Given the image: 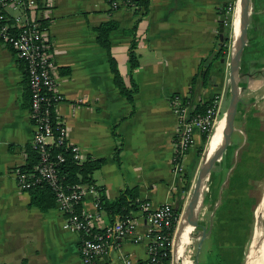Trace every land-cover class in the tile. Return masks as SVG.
Segmentation results:
<instances>
[{"label":"crops","instance_id":"obj_1","mask_svg":"<svg viewBox=\"0 0 264 264\" xmlns=\"http://www.w3.org/2000/svg\"><path fill=\"white\" fill-rule=\"evenodd\" d=\"M249 1L256 17L250 28L247 24L240 59L243 53L246 58L247 44L264 47V0ZM228 2L135 0L132 8L112 9L106 0H37L61 97L54 117L65 130V141L77 148L82 161L86 157L104 160L91 178L106 199L133 188L139 201L149 202L153 208L165 205L179 213L182 209L183 216L193 192L184 184L200 164V157L196 161L200 134L193 132V145L175 168L172 157L178 124L168 98L173 94L188 96L193 108L218 93L220 60L211 65L206 82L202 83L201 77L192 81L199 61L219 45L220 10ZM108 21L117 28L107 35L106 51L96 42L95 29ZM131 43L138 63L132 71L127 62ZM109 57L123 86L134 89L131 103L113 82ZM234 129L231 137L239 133ZM32 133L19 62L0 43V264H81V236L62 229L63 215L56 207L40 212L29 206L28 194L16 183L15 170L26 163ZM231 137L227 147L232 148L236 143L232 144ZM244 142L239 146L237 142L233 162ZM92 201L93 194L88 191L81 206L91 210ZM132 217L139 238H114L98 264H123L122 257L130 264L147 259V224L137 212ZM109 223L100 212L93 228L102 231ZM190 239L186 244H191ZM171 241L168 264H174ZM231 241L204 238L193 264H235L236 256L223 252ZM185 246L177 264H190ZM173 247L174 242L172 253Z\"/></svg>","mask_w":264,"mask_h":264},{"label":"built area","instance_id":"obj_2","mask_svg":"<svg viewBox=\"0 0 264 264\" xmlns=\"http://www.w3.org/2000/svg\"><path fill=\"white\" fill-rule=\"evenodd\" d=\"M106 1L112 9L132 8L135 5V0ZM234 5L235 2L226 4L225 16L233 12ZM0 43L8 45L15 58L22 62L30 92V104L27 108L33 128L30 147L36 153L37 162L28 177L15 171L16 183L20 190H26L34 183H45L54 193L56 208L63 215L62 229L81 236L79 244L81 264H98L99 257L110 248L114 238H126L131 235L134 238L139 237L136 235L132 215L116 220L102 231L94 230L93 224L100 217L96 190L82 184L74 191H66L57 178V167L64 162V157L60 154L51 156L50 149L60 145L62 140L65 141V130L56 119H53V110L61 97L57 92L53 62L47 53L46 35L38 18L37 0H0ZM223 95V90L219 91L212 97L211 103L203 113L194 116L190 115L192 107L188 96L173 94L168 98L169 108L178 124L176 147L172 157L175 168L178 167L181 156L193 145V132L196 130L199 134H209L214 128L221 110ZM55 124L58 126H54ZM65 146L72 161L82 162L75 146L67 142ZM88 191L93 194L92 209L80 208L74 213L73 208L83 200ZM170 210L171 208L165 205L153 208L149 202H140L136 212L147 224L148 245L147 259L138 264H156L154 259L157 247L167 240L162 230L169 228ZM121 259L123 264H130L128 258Z\"/></svg>","mask_w":264,"mask_h":264},{"label":"rangeland","instance_id":"obj_3","mask_svg":"<svg viewBox=\"0 0 264 264\" xmlns=\"http://www.w3.org/2000/svg\"><path fill=\"white\" fill-rule=\"evenodd\" d=\"M230 2H235V0H230ZM255 15L253 8L249 6V28L255 23ZM228 16L230 18L227 34L230 41L227 45V52H222V62L218 71L220 82L217 92L221 90L224 92L221 104L222 113L228 106L230 96L228 56L231 50L233 12ZM238 67L242 71L238 73L236 83L243 89L239 93L235 108L234 123L237 127L234 126V128L240 131L237 134L241 140H245L244 133L247 132L249 144L244 153L240 154L239 165L236 168L238 174L233 182L232 180L228 182V179L233 173L235 162L231 165L229 157L226 159L225 166H221V157L217 163V160L215 161L216 164L213 158L211 164L209 163L210 174L216 173L214 177L210 175L204 184L202 203L197 213V227L192 230L191 234L189 233L191 244L185 246L189 251L187 260L190 264H193L196 244L201 237L202 230L205 232L204 238H223L228 237V234L233 235L231 245L225 246L223 252L232 254V257L236 256L235 264H242V257L247 253L255 227L258 231H264V220L260 217L264 213V64L248 71H244V64L240 66L238 64ZM231 141H236L235 135H232ZM221 142L215 145L213 152ZM226 150L229 153L232 150L231 146ZM201 161L202 159L199 161L198 168H201ZM195 171L192 172V176L189 175L184 184L189 193L190 189H193ZM222 222L224 228L221 227Z\"/></svg>","mask_w":264,"mask_h":264},{"label":"trees","instance_id":"obj_4","mask_svg":"<svg viewBox=\"0 0 264 264\" xmlns=\"http://www.w3.org/2000/svg\"><path fill=\"white\" fill-rule=\"evenodd\" d=\"M229 16H225V22L222 30H219L222 32L223 35V41L221 44H219L216 48V50L212 53L206 56L205 58H202L197 67V73L195 75V78L193 79L192 83L197 77L202 78V83L206 82L208 78V73L211 65L215 62H218L221 57H223L222 52H227V45L229 44V35L228 32V23H229ZM264 23V22H263ZM262 26V23L261 25ZM117 28L116 23L112 21H108L105 23L100 24L95 29V40L100 45V47L104 48L106 51L109 48L107 35L110 31L115 30ZM6 48H8L10 51V47L6 44H4ZM247 48V49H246ZM134 45L133 43L130 44L127 52V62L129 65L130 71L134 70L137 67V57L133 52ZM245 59H244V53L242 58L240 59V64H244V71L251 70V68L260 67L264 63V47H252L251 45L245 46ZM19 67L22 72V84H23V103L24 106L29 108L30 104V92L27 86V76L25 72V68L19 60ZM109 62V68L111 70V73L113 74V82L115 86L118 88L120 94L129 102L132 101V94L134 92V89L129 91L127 90L121 81L120 76L118 75L113 59L111 57L108 58ZM252 63V64H251ZM250 65V67H248ZM239 68L238 73H241L242 70ZM216 95V94H215ZM213 97V96H212ZM212 97L205 102L197 103L191 110L190 115L194 116L196 114H202L203 111L206 109V107L211 103ZM222 111L220 110L216 121L220 120L222 116ZM53 119H55L53 114ZM54 121V120H53ZM58 126V124L54 125ZM211 131L208 133L200 134V146L196 149V161L201 159L202 154L204 152V149L209 141V138L211 136ZM55 131V130H54ZM236 136V141H231L232 144L236 143V146L232 147V150L228 153V150L223 154L221 158V166L226 165V159L230 160V164L233 163V151L237 148V142L238 146L241 142V139L238 134L234 133ZM245 142L244 145L240 147V149L237 151L236 157H235V165L233 173L229 176L228 182H233L235 178L237 177L238 171L236 168L239 165V159L240 154L244 153L246 147L249 144V136L246 132ZM66 142L62 140L61 144L58 146L51 147L50 149V155L54 156L56 154H60L64 157V162L57 167V178L62 183V185L65 187L66 191H74L75 188L79 185L85 184L89 187H93V189L97 192L98 197V203H99V210L104 214V216L109 220V224L106 226L110 227L116 220H121L126 217H130L132 213H135L138 210V206L141 201H139L135 195V190L133 188H124L121 190L118 194V196L114 199H106L104 195L102 194V189L99 187H96L92 183V173L97 170L104 162L103 159H93L86 157L82 162L75 163L70 158V153L66 149ZM31 148V147H30ZM202 153V154H201ZM200 161V160H199ZM37 162V156L36 153L31 149L27 154V160L26 163L22 166L16 169L15 171H18L19 174H24L28 177V175L32 174L33 167ZM199 164V163H198ZM225 169V168H224ZM213 173V172H212ZM210 174L211 176H215L214 174ZM224 177V176H223ZM23 192H26L28 194V204L31 207L36 208L40 212H45L48 209L55 208L56 207V200L54 193L52 190L43 182L34 183L30 188L26 190H21ZM82 200L78 203L77 206L73 208V212L76 213L80 210V208H83L81 206ZM179 210L171 209L169 212V228L167 230L163 229L162 233L166 237V241H164L160 246L157 247L156 255L154 262L156 264H168L169 261V241L170 237L172 235V231L174 230L172 241H171V247L174 242L177 229L179 228L180 219L182 216V212L180 213L179 217ZM178 218V219H177ZM177 221V222H176ZM176 225V226H175ZM221 227L224 228V223H221ZM175 228V229H174ZM225 239L232 240L233 235L228 234V237H223ZM237 255V254H236ZM172 256V253H171ZM221 264H225L224 261H222Z\"/></svg>","mask_w":264,"mask_h":264},{"label":"bare ground","instance_id":"obj_5","mask_svg":"<svg viewBox=\"0 0 264 264\" xmlns=\"http://www.w3.org/2000/svg\"><path fill=\"white\" fill-rule=\"evenodd\" d=\"M242 8V0H236L235 6L233 10V26H232V39L235 40L238 37L240 30V14ZM229 131V123L226 120V114L221 121H217L214 124V128L211 132V136L209 141L204 149L202 154L203 157L201 161V169L203 170V175H205L208 171L209 160L215 145L228 134ZM205 184V183H204ZM199 190L203 193L204 185L199 184ZM200 195L198 197H193L190 199V202L185 209L183 216L180 220V226L174 241L173 253L171 247V253L173 255L174 264L178 263L180 254L188 241V234L192 232L191 225L197 215L200 208ZM260 217L264 220V213L260 215ZM198 239V237H196ZM259 251V253H257ZM257 254V255H256ZM247 257L245 260V264H264V231H258V228L255 227V230L252 234L251 242L247 249Z\"/></svg>","mask_w":264,"mask_h":264},{"label":"water","instance_id":"obj_6","mask_svg":"<svg viewBox=\"0 0 264 264\" xmlns=\"http://www.w3.org/2000/svg\"><path fill=\"white\" fill-rule=\"evenodd\" d=\"M249 6H250V1L249 0H243L242 1V8H241V14H240V30L238 37L233 40L231 37V50L228 56V82L230 85L229 88V100H228V106L223 113V115L226 114V120L229 123V131L226 136V138L219 144L217 149L211 154L209 163L211 164L212 158L214 160V163L216 160H219L221 155L224 153L226 150L227 146L230 143V137L232 132L235 130L234 129V113H235V108L236 104L238 102V96L239 93L242 91L243 88L237 86V75H238V64H239V59H240V54L242 47L244 46V43L246 41V28L249 20ZM225 22V6L222 7L220 10V15H219V29L222 30ZM223 41V35L222 32L219 31L218 34V42L221 44ZM222 59H220V62ZM240 77L242 75H239ZM222 115V117H223ZM202 154V153H201ZM211 171H208L205 175H203V170L201 168H198L197 165V170L195 173V179L193 182V192L190 194L191 199L195 196L198 197L200 195L201 200H200V205L202 203V198H203V193L202 190L200 192L199 190V184L204 185L208 181V177L210 175ZM199 205V206H200ZM182 209L180 210L181 213ZM179 213V215H180ZM197 227V215L195 216V219L191 225V228L194 229ZM201 237L198 239L197 244H196V253L199 250V247L201 245V242L203 238L205 237V232L202 230L200 233ZM189 236V234H188ZM247 255H244L243 257V264H245Z\"/></svg>","mask_w":264,"mask_h":264}]
</instances>
